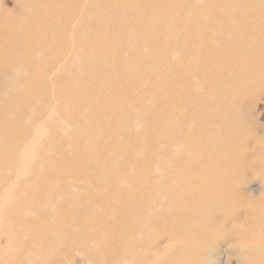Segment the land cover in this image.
<instances>
[{
	"label": "bare ground",
	"instance_id": "bare-ground-1",
	"mask_svg": "<svg viewBox=\"0 0 264 264\" xmlns=\"http://www.w3.org/2000/svg\"><path fill=\"white\" fill-rule=\"evenodd\" d=\"M95 1L90 2V7L98 10L100 3ZM114 1L118 2L120 17L132 16L134 25L125 31L118 22L114 24L115 29L112 31L115 32L116 40H112L114 36L108 29L100 30L96 39L118 42L116 44L119 47L124 46L128 53L122 65L115 66L110 62V52H106L107 49L104 51L96 45L91 46L93 43L89 47L85 46V43L93 40L92 36L82 30L70 32L66 25L60 28L58 35H54L52 43L46 44L35 38L28 40L22 30H17L13 37L16 46L12 47L8 60L4 59L9 65L0 68V174L4 173L6 166L10 174L15 167L14 162L8 164V161L2 160L5 150L11 148L16 154L18 148L26 144L23 143L27 133L35 122L55 107L52 88L48 84H27L34 73V64L44 60L54 48L64 51L75 47L80 48L79 53L85 51L84 68L88 72L90 70L89 79L79 82L68 71L79 68L83 59L79 56L68 59L65 78L74 84L70 88L72 98L68 102L67 112L58 113L60 117L55 124L67 121L72 118L69 116L78 113V120L91 124L88 127L92 129L88 149L96 148L99 139L108 133L106 139L115 150L126 148L123 151H128L109 158L112 159L108 162L112 170L108 172L100 168L98 162L91 169L76 166L83 178L93 171L100 175L99 185L86 184L85 187L78 182L72 183L73 185L54 183L65 175L63 169L54 170V161L50 156L54 153V143L49 145V149L44 147L52 151L50 155L34 152V156L29 157V169L24 170V178L28 180V184L25 190L19 186L21 189H17L12 195L13 199L8 202L7 210L9 208L10 215L21 222L45 224L44 231L40 230L41 238L38 235L36 242L42 245L53 243L38 253L37 250H32L30 264H37L40 259L43 264H56L57 252L69 245L79 248L88 258V264H102L96 256H100L101 248L108 245L112 249L105 248L99 258L105 261L111 257L116 251L114 241L120 250L118 263L137 264L140 255L136 248L141 240H147L140 237L148 235L153 226V216H165L164 214L174 212L172 202L164 204L162 198L158 197H163L164 189L168 187L178 188L177 183H182L183 188L179 186L180 192L174 196V200L183 199L184 210L180 211L182 220L190 224L187 225V230L180 231L183 237L189 235L196 243L199 242L201 235H198V229L191 230V225L202 219L209 223L207 226L211 225L216 209L214 203L225 194H221L223 190L235 202L234 214L246 211L248 220L255 218V223L251 222L252 227L238 233L236 240L244 241L256 250L260 257L255 263H264V197L253 202L244 196H234L236 194L234 189L230 190L231 183L228 179L230 172L241 168L239 164L234 165L237 159L234 154L239 146L248 144L251 135L245 119L238 118L239 109L245 106L249 93L264 91L258 90L264 79V0H177L172 3L174 5L169 6L165 17L156 9V4L164 0ZM142 4L148 8L141 7ZM97 14L101 16L98 12ZM162 21H165V29L162 41L157 39V43L151 34L160 30ZM105 22L109 27L110 18L107 17ZM5 30L6 24L0 23V33ZM69 33L80 40L83 46L79 43L70 47L66 43L62 45L61 41ZM24 42L28 43L27 48L36 50L35 56L24 54ZM163 46L165 54L163 62H160L157 49ZM142 52H146L145 58L152 61L136 62L134 59ZM1 56L3 57V53ZM143 65L148 68L150 76L158 79L159 84L152 87L145 80H140ZM119 82L122 84H117ZM136 85H139L137 92H142L140 102L124 104L125 98L132 99ZM37 90L44 93V96L48 95L49 100L31 98V94ZM90 98L96 99L98 103L92 111L85 107ZM103 101L105 104H102ZM64 123L59 126V132L68 138L72 135L69 131L73 126L71 123ZM113 124L115 127L111 130ZM53 125L54 120L51 126ZM138 126L153 129L155 140L140 146L130 134ZM10 133L13 136L20 134V139L8 147L6 139L11 136ZM154 147H158L159 151L150 152ZM144 160H153L147 170L138 166ZM164 160L166 161L163 162ZM46 161H50L49 165ZM124 163L130 164L132 168L119 170L117 167ZM42 166L52 169L48 172L38 170ZM161 168L163 173L160 174ZM108 174L111 175L112 184L106 180L105 175ZM33 177L36 179L31 184ZM168 180V187L166 185L164 188L163 185ZM41 182L43 183L40 184ZM7 184L0 177V187L4 189ZM221 186L225 188L219 189ZM54 187H58L64 194L61 202H45L49 189ZM71 189L75 192L71 193ZM84 191L87 196H83ZM95 191L99 193L96 194ZM33 192L35 195H32ZM86 197L88 204H91L88 213L83 219L71 217L68 212L78 210L79 201ZM58 205L59 209L56 207ZM226 207L227 205L220 206L222 210ZM5 212L2 213L5 223L4 228L0 229V236L11 235L16 230L7 228L10 215L6 210ZM60 216H65L64 221L60 220L64 233L56 234L54 222L59 221ZM117 223L127 225L120 234H116L111 226ZM125 231L129 233L125 235ZM2 240L0 237L1 248ZM4 261L3 256L0 264Z\"/></svg>",
	"mask_w": 264,
	"mask_h": 264
},
{
	"label": "rangeland",
	"instance_id": "rangeland-1",
	"mask_svg": "<svg viewBox=\"0 0 264 264\" xmlns=\"http://www.w3.org/2000/svg\"><path fill=\"white\" fill-rule=\"evenodd\" d=\"M92 1L95 0H0V23L6 24L5 32L2 34L0 33V68L7 67L9 65V62L4 61V59L8 60L7 56L11 54L10 52L13 49L12 47L16 46L13 37L17 30H22V33L28 40L35 38L40 43L46 44L48 42L52 43L54 40V35H58L60 28L66 25H68L70 28V32L75 33L76 31L82 30V32L85 34L92 36L93 40L85 43V46L89 47L90 44L93 43L91 46L96 45L98 48L104 51L107 49L106 52H110V62L115 66L122 65L128 53L125 47H119L117 45L119 43L116 41L115 42L117 44L109 40L96 39V35L100 30L108 29L110 34L114 36L115 32L112 31L115 29L114 24H117L118 22H120L122 28L127 31L131 28V26L134 25L133 17H120V8L117 7L118 2L114 0H96L95 2L99 1L100 3L98 10L91 9L90 2ZM176 1L177 0H164V2L156 4V9L163 17H165L168 15L170 9L169 6H171V4ZM141 7L148 8L143 4ZM97 12L101 16H99ZM107 17L111 20L109 27L105 22ZM160 27V30L157 32L153 31L151 34L153 40L157 43V39L162 41L163 29H165V21L161 22ZM116 39V36L112 38V40ZM137 41H139V39ZM80 42V40H76V37L73 38L71 33L68 34L66 39L61 41L62 45L66 43V45L69 47L75 43L80 44ZM27 45L28 43L24 42V54L27 56H35L36 50L30 49L29 47L27 48ZM80 46L83 45L80 44ZM114 48L116 50H114ZM117 48H119V50H117ZM79 49L80 48L73 47L72 49L68 48L64 49V51H59L58 48H54V50L51 51L44 60H39V62L35 63L33 66L32 70L34 73L31 75L32 80L30 79L27 84H48L52 88L55 107L43 114L35 122L30 131L27 133L26 141L23 143L26 144L21 145V147L18 148L16 154H14L10 148L9 150H5L2 155V160L4 162L8 161V164L14 162L15 167L10 174L8 172V167L6 166L4 173L0 174L1 179H4L6 182H8L4 189L0 187V229L4 228L3 225L5 223L4 220H2L4 219V217H2V213H6V210L10 215L9 208L7 210V206L8 202L13 199L12 195L17 189L20 188L19 186L25 190L26 184H28V182L26 183L28 180L24 178V170L29 169L31 163V160L29 161V157L31 155L34 156V152L39 155H43V153L50 155L52 151L47 149H49V145L54 143V153L50 155L54 161V170H58L59 168L65 171V175L62 178L55 180L54 183L60 185H69L74 182H78L79 185L84 187L86 184L97 185L100 175L97 174V172L94 173L93 171V173H90L88 177L83 178L82 174L76 170V166L91 169V167L97 165L98 162V166L103 168L104 171L108 172L112 170V166L108 165V162L112 160L109 158L114 157L116 154L118 155L120 153L128 152L123 151L126 148H123L120 151L118 149L115 150L111 143L106 139L109 136L108 133L106 136L99 139V143L96 148L88 149V139L92 136V129H88V127H90L91 124L84 120H78V113L74 114L73 116H69V118H72L64 121L66 123H71L73 126V129L70 128L71 132L69 131V134L72 135L68 138L66 135L59 132V126L65 123L61 122L60 124H55L57 118L60 117L58 116V113L67 112L68 102H70L72 98L70 94V88L74 84H72L69 79L65 78V75L68 71V59L73 58L74 56H79L81 60L83 59L79 68L68 71L69 73L72 72L73 77L77 81H87L90 77L88 74L90 73V70L88 72L87 69L84 68L86 58L85 51L79 53ZM157 50L158 59L160 62H163L165 54L164 46ZM2 53L3 57L1 56ZM145 53L146 52H142L140 56L137 55L138 58H135L134 60L141 63L152 61L145 58ZM143 66L144 69L140 73V80H145L147 84H151L152 87L155 84H159L158 79L154 76H150L148 68L145 65ZM147 76L149 78H147ZM117 84L122 83L119 82ZM260 84L262 85L258 87V90H264V79H262ZM81 85L84 86L85 84ZM138 86L139 85L135 86L136 89L132 99L125 98L124 104L140 102L139 98L142 97V92H137ZM249 95L250 97L244 102L245 106H242L241 109H239L238 115H240V117L238 118L239 120L245 119L244 121L246 125H248L247 128H250L249 132H251V135L249 137L248 144L246 143L239 146L236 153L234 154L236 155L234 157L237 158L235 159L236 163H234V165L239 164L242 169H234L229 173L228 179L231 183L230 190L234 189L233 191L236 194L234 196H244L245 199L255 202L260 201L264 197V91H260V93L255 92L253 94L249 93ZM36 97L43 98V100H49L48 95L44 96V93L39 92L38 90L31 94V98ZM105 102L107 103L108 99H106ZM105 102L103 101L102 104H105ZM97 104L98 103L96 99L90 98L86 102L85 107L92 111L97 106ZM56 107H58L60 110H56ZM79 112H81V110H79ZM53 120L54 129L53 126H51ZM114 127L115 126L113 124L110 129L113 130ZM130 134L132 136L131 138H134L136 141H138L140 146L145 145L151 140H155L154 136L152 135L153 129L147 130L142 126H138L135 130H131ZM19 135L20 134L13 136V134H11V136L6 139L7 146L9 147L10 145H14L17 140L20 139ZM120 135L122 134L120 133ZM255 146L256 151H254ZM154 151H159V148L154 147L153 150H150L152 153ZM152 161L144 160L138 166L147 170V168L153 164ZM165 161L166 160L163 162ZM46 162H48L47 165H49L50 161ZM132 166L134 167V165ZM117 168L122 171L132 167L130 164L124 163ZM50 169H52V167L49 166H42L40 169L38 168V170H47V172L50 171ZM34 171L35 170H33V172ZM159 173H163L162 168ZM221 175L223 174L221 173ZM105 176H107V182H111L112 184L113 180L111 175L108 174ZM35 179L36 178L33 177V180L30 181L31 184L34 183ZM42 183L43 182L40 184ZM168 183L169 180L165 183V185H163V187L166 188V185L168 187ZM179 186L183 188L182 183H177L176 187L178 188L173 189L168 187L166 190L164 189V196L158 197V199L162 198L161 200L164 202V204H169L172 202L171 207L174 208V212L170 213L171 215L164 214L165 216H162L155 214L153 216V221L155 223L153 222V226L150 227L147 235L148 237H140L142 239L147 238V240H145L146 242L141 240V243L136 248L138 255H140V260L137 262V264H257L255 263V260L260 256L257 255L256 250H253L251 246L244 241L236 240L238 233L248 230L249 226L250 228L252 227L251 222L255 223V218L252 221L248 220L247 217L249 215L246 211L244 213L241 212L234 214L233 206H235V202L232 200V198L230 199V196H228L226 192L222 190L225 188L223 186L219 187L222 192L220 190L219 191L221 194H225L217 198L214 203L216 209L213 213L212 222L210 225L211 227L207 226L209 223H205L203 219L196 220L195 223L191 225V230L198 229V231H196L198 235H201V237H199V242L196 243L195 239L189 235L183 237L180 231L187 230L186 227L187 225L190 226V224L187 222L185 223L182 220L181 212L184 210L182 204L183 199H178L179 201L177 199V201L174 200V196L180 192L181 188ZM59 190L60 189H58V187L49 189L45 202L52 200H54V204L61 202V198L64 196V194ZM72 191L73 193L75 192L74 189L70 190L71 193ZM89 192H92V190ZM95 193L97 194L99 191H95ZM32 195H35V193L33 192ZM83 196H87L86 191L83 192ZM86 200L87 197L79 201L77 207L78 210H70L68 212L69 215H71V217H79L80 219H83L90 210L91 205L88 204V201ZM110 201H112V199ZM224 205H227V207L225 210H222L220 206ZM42 206L43 205H41V208ZM68 206L70 208L72 207L70 203ZM56 207L59 209V205ZM39 211L42 210L39 209ZM119 213L120 212H118V214ZM61 217L62 216H60L59 221L57 220L54 222V230L57 229L56 234L64 233L60 220L62 219L61 222L64 221L65 216H63V218ZM26 222L17 220L14 215H10L8 217L6 224L7 228H14L16 230H14L11 235L5 234V236H0L3 239L1 242L2 248L0 246V260L3 256L5 260L3 264H30L32 256V253L30 252L32 250H37L36 253H38L40 250L42 251L43 248L52 246L53 243L51 242L48 244L43 243V245L36 242L38 235H40L41 238L40 230L42 229L44 231L43 228L45 224L28 221ZM111 226L113 227V230L116 231V234L122 233L123 230L127 228L126 224L122 225L117 223L116 225ZM125 232V235L129 233L128 231ZM130 233L133 234L131 231ZM114 244L116 251L113 252V255L108 257L105 261L99 258L102 257L105 248H109L110 250L112 249L107 245L105 248H101L100 256H96L98 261L101 260L102 264H119L117 259L120 254V250L117 249L118 245H116V241H114ZM54 246H56L55 237ZM3 251L5 252L3 253ZM56 257V264H88V258L86 255L82 254V251L79 248L76 249L70 245L67 248L58 251ZM37 264H43L42 259H40V262Z\"/></svg>",
	"mask_w": 264,
	"mask_h": 264
}]
</instances>
